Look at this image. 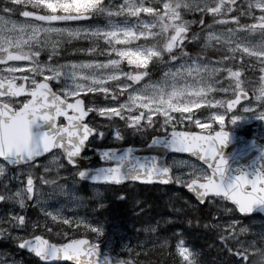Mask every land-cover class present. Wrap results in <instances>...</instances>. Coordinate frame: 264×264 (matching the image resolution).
<instances>
[{
  "label": "snow or ice",
  "instance_id": "snow-or-ice-1",
  "mask_svg": "<svg viewBox=\"0 0 264 264\" xmlns=\"http://www.w3.org/2000/svg\"><path fill=\"white\" fill-rule=\"evenodd\" d=\"M0 12L4 13L0 15V201L19 209L27 207L26 201L41 205L39 185L75 201L68 181L73 186L81 180L111 185L127 179L173 181L201 203L227 200L241 214L264 206V172L257 170L250 177L240 172L225 179V160L217 152L227 139L225 121L231 125L242 116L264 121V0H7ZM17 12L19 20L8 15ZM189 13L193 19L185 18ZM195 17L200 29L193 32ZM242 17L251 22H241ZM99 18L104 22L97 23ZM200 39L201 47L215 41L228 54L215 64L198 60L186 49ZM73 42L86 44L73 46ZM67 48L78 58H65ZM246 60L252 61L246 67L259 73L258 81L251 83V102H247L249 85L241 78L240 63ZM153 66L163 69L155 80L150 76ZM217 73L226 86L215 87L220 83L212 79ZM214 93L225 95L215 98ZM229 94L233 98H227ZM240 100L246 101L240 112L247 115L233 114ZM193 109L208 110V115H197ZM185 121L189 128L196 124L199 131L183 130ZM121 128L137 133L155 130L148 147L187 153L200 163L163 157L141 162L129 156L130 149L94 147L93 140H100L107 129L111 142H119ZM85 148L103 163L82 166L81 161L90 160L83 154ZM44 154L47 158L41 162L38 158ZM173 167L187 171L173 174ZM12 183L15 191L8 188ZM41 211L79 236L58 232L61 241L54 242L34 232L18 235L12 230L28 227V218L13 209L0 216V236L11 235L18 248L44 264L59 260L143 264L135 244L123 245L126 257L118 254L120 249L114 255L110 240L99 239L102 227L89 219L64 216L62 207ZM237 225L235 219L214 218L212 227L221 230V254L226 253L233 264H251L253 257L256 264H264V229L241 240L239 234L248 229ZM30 227L42 230L44 224L33 221ZM151 230L155 232L154 227ZM161 246L167 249L168 241L161 240ZM139 248L145 251L143 241ZM172 254L174 264H200L180 239ZM6 257L7 253L0 255V264H20Z\"/></svg>",
  "mask_w": 264,
  "mask_h": 264
},
{
  "label": "rangeland",
  "instance_id": "rangeland-1",
  "mask_svg": "<svg viewBox=\"0 0 264 264\" xmlns=\"http://www.w3.org/2000/svg\"><path fill=\"white\" fill-rule=\"evenodd\" d=\"M7 1V0H5ZM4 15V14H0ZM12 19H16L11 17ZM186 19H193L192 14H186L185 15ZM119 20V18H115ZM19 20V19H16ZM97 23H103V19L99 18ZM216 28H220V25L214 26ZM203 43V40L200 39V43L196 44L200 49H210V51H213L212 53L216 52L218 49H222V54L227 55L226 47L223 48L222 44H219L215 41L212 42L211 46L209 47H201L200 45ZM195 56L198 60H202L205 63H213L217 61L218 57H207L201 54L198 55H192ZM250 60H246L244 62H248ZM19 63V62H15ZM219 66V65H217ZM225 67L229 66L228 64L224 65ZM126 67V65H125ZM236 67V65L232 66ZM242 68V73H241V78L245 80L246 83H248V88L247 92L252 95V88H251V83L254 82L255 80H251V77L253 76V73H246L245 68ZM157 71V68H153V72ZM160 71L162 72L163 69L160 68ZM20 72H17V75H19ZM160 75V74H159ZM151 79L155 80L157 77H153L151 74ZM244 77V78H243ZM212 79L219 81V84H216L215 87H220V86H226L227 81L226 80H221V74L217 73ZM258 81V80H257ZM225 94L223 93H214L215 98H220L223 97ZM227 98H233L231 94L228 95ZM251 102V100H250ZM258 103V102H257ZM245 105V104H244ZM242 105L236 113V115H247V113H241L240 109L244 106ZM193 112L197 113V115H202V116H207L208 115V110H204L203 112H200L197 109H193ZM96 119L102 120V118L97 117ZM203 123L205 126H207L208 122L207 120H203ZM184 128H188V130H196L199 131V128L197 127L196 124H192L191 127H187V121L184 122ZM179 127V126H178ZM229 127V130H232L233 132H238L240 134L243 133V131L246 128H249L250 134L252 137H255L259 140L264 139V121L255 119L251 116H242L236 121H234L231 125H228L225 121V128ZM183 128V129H184ZM107 131V130H106ZM130 138L136 140L138 143L135 145H140L139 141L144 140V134L143 133H137L134 130L129 133ZM47 158V157H46ZM45 158V159H46ZM176 158V159H184V160H190L194 163H197L196 161L182 157V156H169L167 160ZM44 160V159H43ZM41 160V162H43ZM199 164V163H197ZM173 173H178V172H186L187 169L184 167H173ZM41 175L40 170L37 168L35 170V176L37 178V184L39 181V176ZM3 178L0 177V180ZM67 186L69 188H72V195H74L77 199L75 201L72 200L71 195H65L64 193H61L60 191H56L50 186H44V185H39V187L42 188V202L41 205H35L33 202L26 201L27 207L24 209H19L18 205H15L12 202L8 201H3L0 203V216L5 215L8 209H13L15 211H19L21 214L26 215L28 218V227L25 229H13L12 231L17 233L18 235H25V234H43L45 235L46 238H48L51 241L54 242H60L61 241V236H57L56 233L60 232H67L69 235H75L79 236V233L75 231V229L69 228L68 225L63 224L61 220L57 221H52L49 217H46L43 212L41 211V207H43V211H49L52 209L56 208H61L63 209V215L64 216H81L89 219L92 223L98 224L99 226L102 227V234L99 237L101 241H109L110 240V248L112 250V253L115 255L117 254V249H120L119 255L122 257H126L127 252L123 250V245L126 243L128 247H131V245H140L141 241H143V245H148V246H161V240H167L168 241V248L172 247L174 249L175 246V241L177 239H180L184 242L183 238L178 236V232L176 231L174 233V239L171 237V235H166V236H159L157 234V224H152L149 227L148 232H145L144 229L143 231L139 228H135L132 224L127 225L125 223H122L118 219H115L107 214H109L110 209L109 206L111 202H124L125 200L131 199L134 195L133 192L136 190V186L134 184L126 186V188H112V187H105V186H87L89 198L92 201V206L89 207L88 203L85 202L84 196L80 193V182L75 184L74 186L71 185V182L68 181L66 182ZM134 186V187H133ZM8 188L11 191H15L16 184L12 183L8 185ZM180 189H183L182 185H178L174 182V186L171 188H160V193L166 195L167 197H170L172 195H175L179 193ZM0 191H3V187L0 186ZM126 193L127 196H126ZM123 198H120V197ZM135 198V196H134ZM100 205L99 207L101 209H98L97 205ZM195 206L196 203H191V206ZM209 206H212L213 209L215 210V219L221 220V221H229L235 219L238 221L237 229L239 227H244L248 229L246 233H240L238 236V239L244 240L247 238L251 237V233L253 232H259L260 230L264 229V219L259 217V216H253V217H248V218H242L240 217L235 209L227 204L224 200H219L213 198L212 203L208 204ZM97 207V210L95 209ZM105 208V209H102ZM230 209L229 212H225L224 209ZM105 210V213L103 212L104 216L102 217H96L94 216L95 214H99L100 211ZM112 210V209H111ZM98 211V212H97ZM117 212V211H116ZM37 222V223H43L44 228L41 230L39 228L37 229H32L30 227L31 222ZM214 221V220H213ZM213 223V222H212ZM3 225H0L2 227ZM152 227L155 228V232H153L151 229ZM49 229L51 231L49 232ZM209 231L212 233L210 236H214L215 240H208L205 244V249L209 252L208 255L205 256V262L206 263H201L199 260L200 264H233V261L230 257H226L225 254H221V248H222V243L218 238V234L221 230L215 229L212 227H209ZM91 235V234H90ZM12 239L11 235L8 236H0V255H3L4 253L8 254V257L6 258H12L14 260L19 261L20 263L22 260L27 257L26 254H21L16 250L13 251L10 249L9 246L5 245V239ZM236 237L233 238L234 242ZM4 242V244H3ZM17 242V241H16ZM185 244V242H184ZM103 246V244L101 245ZM186 246V245H185ZM125 255V256H124ZM256 264L255 258H252L251 264Z\"/></svg>",
  "mask_w": 264,
  "mask_h": 264
},
{
  "label": "trees",
  "instance_id": "trees-1",
  "mask_svg": "<svg viewBox=\"0 0 264 264\" xmlns=\"http://www.w3.org/2000/svg\"><path fill=\"white\" fill-rule=\"evenodd\" d=\"M7 1L0 0V6L6 4ZM0 14H4L0 12ZM10 17L21 19L17 13L8 14ZM193 17V15H192ZM194 18V17H193ZM197 19V24L191 27L193 32L198 30L199 18ZM209 23L205 19V24ZM86 42H73V46H78L79 44ZM190 55H204L207 57H220L222 56V49H218L214 53H210L207 49H200L196 44L191 48L186 49ZM63 54L65 58H73L78 56L71 53L70 48L64 49ZM42 58L44 54H42ZM100 58V57H97ZM252 63L251 61H248ZM235 63V62H234ZM243 63V62H242ZM156 66H153V68ZM247 70L246 63L242 64ZM157 71L151 72L153 77L159 76L161 73L160 68L156 67ZM255 70V69H254ZM251 80H258V74L253 73ZM102 99V98H101ZM227 129L229 127H226ZM188 130V128H184ZM122 139L119 142H111V130H105L104 136L100 140H94V144L98 146H120V145H135L138 142L130 138L129 133L133 130L121 128ZM144 140L139 141L140 145L144 144L146 140L155 135V130H149L144 132ZM245 136L250 137V130L246 128L243 133ZM264 143V139L260 140ZM139 145V144H138ZM136 190L133 192L134 196L131 199H127L124 202H111L108 209L109 216L118 219L122 223L127 225H133L135 228H139L143 231L145 226L150 227L152 224H157V234L159 236L171 235L174 239V233L177 231L181 238H183L185 245L195 252L201 263L205 262V256L209 252L205 249V244L208 240H215L212 233L209 231V227L215 218V210L212 206H191L194 203L193 200L186 195L183 189H180L179 193L167 197L166 195L160 193L159 187H149V186H137ZM80 193L84 196L85 202L91 207L92 201L90 200L89 192L85 184H80ZM126 196L128 193H126ZM97 210V207L95 208ZM98 209H101L98 207ZM105 209V208H102ZM112 209V210H111ZM100 211V210H98ZM97 211V212H98ZM117 211V212H116ZM105 210L100 211L99 214H95L96 217L104 216ZM16 241H12L9 238L5 239V245L9 246L11 250L16 251ZM4 244V242H3ZM133 245H131L132 247ZM137 252L139 253V260L143 261V264H174L173 248L169 247L167 249L162 246H148L143 245L145 251L141 252L139 245H137ZM21 255V253H20ZM125 256V255H124ZM127 256V254H126ZM20 264H40L36 259L32 257H25Z\"/></svg>",
  "mask_w": 264,
  "mask_h": 264
},
{
  "label": "water",
  "instance_id": "water-1",
  "mask_svg": "<svg viewBox=\"0 0 264 264\" xmlns=\"http://www.w3.org/2000/svg\"><path fill=\"white\" fill-rule=\"evenodd\" d=\"M249 100H250V95L248 94V101ZM243 103H246V101L245 100L238 101L236 108L233 109V113H235L237 108ZM227 133L228 135H227L226 142L223 145H220L217 147V152L225 160V167H224L225 179H228L231 176L237 175L240 172H244L249 177L252 174H254V172L257 170L264 172V154H262V152H264V144H261L260 142H258V140L254 138H247L235 132L227 131ZM120 149L121 151L123 149H130L129 156L134 157L140 160L141 162H145L147 159L152 158V157H156V158L163 157V160L166 161V158L168 155L174 154V155L188 157L200 163L198 160H196V158L191 157L187 153H178V152H172V151L164 152L162 149H158L155 146L151 148L148 147L147 145L141 148L126 146V147H121ZM83 152H91L93 155L90 157L89 161L87 162L81 161L82 166H89L95 161L103 163L102 161L99 160L98 155H95L91 149L85 148ZM47 155L48 154H44L43 157ZM43 157H40L38 159H41ZM81 182L88 183V184H94V185H105V184H100V183H91L88 180H81ZM129 183H136L140 185L171 186L174 182L173 181H169L168 183H161L157 181L140 182V181H130V180L125 179L119 184H111V185L124 186ZM184 190L187 192V194L193 197L198 204L200 205L205 204L206 200L203 203H201L200 201H197L194 195L191 192H189L186 188H184ZM225 201L235 208V206L230 201H227V200ZM236 212L241 217L259 215L262 218H264V206L254 207L253 210L248 212L247 214H241L238 211ZM20 250L22 252L29 254L30 256H32L33 258L39 261L37 257H35L31 253H28L27 250L25 249H20ZM39 262L44 264V262H41V261ZM60 263L71 264V262L67 260H59V261L52 262V264H60Z\"/></svg>",
  "mask_w": 264,
  "mask_h": 264
},
{
  "label": "flooded vegetation",
  "instance_id": "flooded-vegetation-1",
  "mask_svg": "<svg viewBox=\"0 0 264 264\" xmlns=\"http://www.w3.org/2000/svg\"><path fill=\"white\" fill-rule=\"evenodd\" d=\"M241 22H251V21H248L247 18H241Z\"/></svg>",
  "mask_w": 264,
  "mask_h": 264
},
{
  "label": "clouds",
  "instance_id": "clouds-1",
  "mask_svg": "<svg viewBox=\"0 0 264 264\" xmlns=\"http://www.w3.org/2000/svg\"><path fill=\"white\" fill-rule=\"evenodd\" d=\"M253 264H254V262H253Z\"/></svg>",
  "mask_w": 264,
  "mask_h": 264
}]
</instances>
